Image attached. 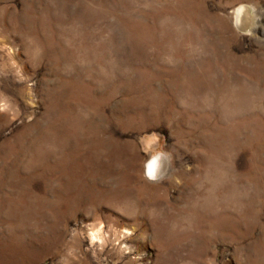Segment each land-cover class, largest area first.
Segmentation results:
<instances>
[{"label": "rangeland", "instance_id": "obj_1", "mask_svg": "<svg viewBox=\"0 0 264 264\" xmlns=\"http://www.w3.org/2000/svg\"><path fill=\"white\" fill-rule=\"evenodd\" d=\"M0 264H264V0H0Z\"/></svg>", "mask_w": 264, "mask_h": 264}, {"label": "bare ground", "instance_id": "obj_2", "mask_svg": "<svg viewBox=\"0 0 264 264\" xmlns=\"http://www.w3.org/2000/svg\"><path fill=\"white\" fill-rule=\"evenodd\" d=\"M245 14V12L240 9L239 11V18L238 20L241 22L243 15ZM238 21V22H239ZM160 166H162V171L165 172V170L167 169V163L164 162V159L161 155H156L155 157H153L146 165V175H150L155 173L158 168H160Z\"/></svg>", "mask_w": 264, "mask_h": 264}]
</instances>
